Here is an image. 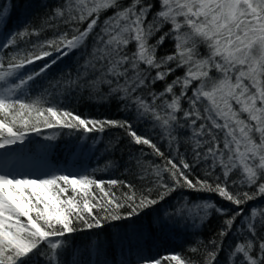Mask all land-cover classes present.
I'll return each mask as SVG.
<instances>
[{"label": "snow or ice", "instance_id": "1", "mask_svg": "<svg viewBox=\"0 0 264 264\" xmlns=\"http://www.w3.org/2000/svg\"><path fill=\"white\" fill-rule=\"evenodd\" d=\"M160 4V10L149 21L152 4L144 0H132L126 7H121L118 0H65L54 9L50 20L63 18L65 24H79L94 18L83 31L72 29L71 38L65 32L57 39L35 45L34 50L41 49L39 55L28 52L20 56L25 50L19 48L17 38L39 32L28 33L27 25L24 30L6 31L19 5L13 0H0V48L17 49L6 65L0 56V149L5 150L0 152V264H162L160 259L146 258L138 250L134 253V241L142 234L135 224L129 226L130 231L115 233L111 239L97 234L86 244H74L71 237L77 232L103 228L106 223L138 218L147 210L156 211V206L178 188L215 193L235 208L182 197V202L169 205L162 215L156 212L152 216L153 227H187L189 221L203 222L209 210L214 209L227 217L220 232L223 237L237 217H242L240 232L246 231L250 238L237 242L230 258L241 256L238 264H264V237L257 236L258 222L264 225V210L253 208L247 214L241 207L264 196V0H160ZM109 7L117 11L95 33V46L82 65L83 72L78 70L75 78L68 74L67 78L50 82L33 98L31 92L37 79L81 48L97 28L101 11ZM165 24L171 25L169 31L149 43ZM169 37L175 41V51L158 58V47ZM132 41L136 50L129 55L125 49ZM199 44L207 46V56L201 58ZM45 46L52 50H43ZM38 61L44 63L29 70ZM141 64L146 69H141ZM181 67L186 68L183 77L166 83L161 92L150 93L151 102L135 95L148 83L166 81ZM153 69L155 76H151ZM212 69L221 74L220 79L213 80L209 75ZM90 71H99V77L84 79ZM193 81H199L198 86L192 87ZM101 84L108 86V93L99 92ZM84 87L98 93L94 98L97 102L116 99L123 110L133 115L123 120L85 117L59 99ZM189 89L191 96L187 95ZM182 100L189 105L183 110L184 124L176 115L182 110ZM134 121L164 129L170 143L176 140L172 135L175 129L186 125L192 129L194 162L188 163L177 152L176 160L169 158L163 169L154 168L155 198L151 195L153 189L137 197L131 184L96 179L97 169L72 171L68 165H51L39 175L22 171L15 163L16 152L10 151L13 145H20L17 151H24L23 145L33 133L43 135L45 141L67 135L68 158L74 162L84 156L91 159L99 143L91 134L117 127L125 131L131 143L149 146L156 155L163 156L151 133L141 132ZM46 130L50 134H45ZM49 147L43 145L45 150ZM111 147L107 145L105 150ZM209 161L204 178H190L196 165ZM217 167L220 174L214 175ZM235 170L240 171L239 182L231 180ZM163 172L169 174L167 182ZM117 185L128 187L129 192L118 197L110 191ZM243 186H256V191L241 193L239 188ZM125 207L130 210L121 212ZM210 243L215 250L208 253L206 264H214L220 251L215 241ZM254 244L258 245L255 253ZM164 259L186 264L180 254Z\"/></svg>", "mask_w": 264, "mask_h": 264}, {"label": "trees", "instance_id": "2", "mask_svg": "<svg viewBox=\"0 0 264 264\" xmlns=\"http://www.w3.org/2000/svg\"><path fill=\"white\" fill-rule=\"evenodd\" d=\"M13 3L18 4L19 7L13 11L12 17L8 23V30H24L27 25V32L32 33L34 30L39 32V35H26L23 38H17L19 48L21 50L20 56H26L28 52L33 55H39L40 48L34 46L38 44H44L48 40L57 39L60 33L67 32L69 38H71L72 29L79 28L83 31L87 27V23L84 21L79 24L69 23L65 24L63 18L49 19L53 16L54 9L60 7L65 3V0H13ZM121 7H126L132 0H118ZM144 3H151L152 8L148 15V20L151 21L153 15H155L161 8L160 0H144ZM46 5V7H45ZM139 7V6H138ZM117 11L114 7H109L106 10L101 11L98 20V26L92 34L84 42L81 48L73 50V52L60 60L57 64L53 65L48 73L43 77H40L35 82L31 95L35 98L39 95L43 89L47 88L49 83L61 78L62 76L67 78L68 74H71L72 78H75L77 71L83 72L82 65L85 60L89 59L92 48L95 46V33L100 31V27L103 26L104 20L111 17ZM171 25L165 24L159 32H156L153 37L150 38L149 43H155L160 35L164 32L169 31ZM2 39V37H0ZM45 51H51L52 49L48 46L43 48ZM136 44L134 41L130 42L125 49V51L131 55L135 52ZM17 49L0 48V56L4 58L5 65L10 57L15 54ZM175 51V41L171 37L167 38L165 42L158 47L157 57H162L169 55ZM198 51L202 57L208 55L207 46L204 44L198 45ZM17 56V61L20 59ZM55 56V53H54ZM44 63V61H38L35 65H30L29 70L39 67ZM173 67L175 65H172ZM141 69H146V65L141 64ZM195 70V69H194ZM186 68L181 67L176 69L174 74L167 77L166 81H158L154 85L148 83L145 87L138 90L135 95H140L149 99V94L153 92L163 91L166 83H171L176 77H183ZM210 71V76L212 72ZM156 70H151V76H155ZM131 70L129 75H131ZM100 72H89L88 76L84 79L87 81H92L99 77ZM212 77V76H211ZM213 78V77H212ZM83 82V80H82ZM123 83V80H121ZM199 81H193L192 87L198 86ZM108 86L101 84L99 88L100 93H108ZM177 95H179V88L175 89ZM98 93L91 87H84L83 89H78L76 92L69 94L68 96H60L59 99L66 104L69 108L75 109L77 114H81L85 117H92L96 119H115L123 120L130 118L133 113L125 111L122 109L121 105L112 99L106 103L97 102L94 99ZM188 96L192 95L191 89H189ZM167 99H171V95L167 96ZM159 103V101L157 102ZM47 106V105H45ZM234 107H237L234 105ZM189 105L186 100L181 101V111L177 112V118L181 124H184L183 120V110H187ZM246 118V117H245ZM203 121H198V124ZM139 127L141 132L148 131L151 133L153 142L156 143L157 147L163 153V156L156 155L153 149L145 145H135L131 143V138L126 135L125 131L121 128L110 127L107 128L103 133H93V137L99 140L97 144V150L94 156L89 159L87 156L76 160L68 158V150L66 144L70 141V137L67 135H60L54 141H45L43 135L37 136L36 134H31L29 140L23 145L24 151H17L21 148L20 145H13L10 147V151L16 152L17 157L26 154L36 155L38 157H43L46 162L52 165H59L61 167L68 165L73 168H87L88 170L97 169L95 172V178L99 180L108 181L111 179H116L119 181H124L126 184H131L136 192L137 197L141 193H146L148 189H153L151 195L155 198L157 195V190L155 185V174L153 169L159 166L163 169L167 160L169 158L176 160L177 152L183 155L184 159L192 164L194 162L193 148L194 141L192 139V129L190 126H185L183 128L175 129L172 135L176 136V140L169 141L164 129L160 127L153 128V125L146 123L144 121H134ZM45 134H50L47 130ZM258 139V138H257ZM49 144L50 147L45 150L43 145ZM107 145H112L109 150H105ZM222 147V145H221ZM2 151H5L1 149ZM178 162V160H177ZM211 161L205 163L201 162L196 165L193 169L192 177L195 179L196 176L204 178L205 171L209 169ZM74 165V166H73ZM220 169L214 172V175H219ZM164 181H168L169 174L167 172L162 173ZM241 179V174L239 170H235L231 174V180L239 182ZM211 182V181H210ZM264 182V181H261ZM107 188V185H106ZM97 195H99L98 189H93ZM161 191L163 189H160ZM232 191V188L229 189ZM111 192L119 197L123 193L129 192V188L121 185L114 186L110 189ZM241 193L249 192L252 194L256 191V186L251 188L243 186L239 188ZM69 194H71L69 192ZM182 197H188L190 201H211L214 202L218 207H227L230 210L234 209L235 206L230 202L221 199L217 194L210 192H192L191 190H186L183 188H178L175 192L171 194L164 202L156 206V211L147 210L146 213H142L140 217H134L132 220H121L114 223H106L103 228L92 229L91 231H82L74 234L71 239L74 244H86L90 237L97 234L103 237H108L111 239L115 233L124 234L130 231L129 226L135 224L138 229L142 230L137 241L134 244L137 246L134 249L139 251L141 255L149 259H160L162 264H175L174 261L165 260L173 254H180L182 259L186 260V264H206V258L208 253L214 251L211 241H215L216 245L220 246L219 254L217 255L214 264H238L242 259L241 256L231 257L230 253L234 249L237 242H243L245 239L250 238V234L246 231L241 234L240 229L243 224V218L237 217L234 222L231 231L225 236H221V229L225 227L224 220L226 216H221L214 209H210V215H207L203 222L192 223L188 222L187 227L179 228H168L163 229L155 228L151 225L152 216L159 212L161 215L163 211L169 206L182 202ZM95 202V201H94ZM261 206V207H260ZM245 209L247 214H250L253 208H259L264 210V196L257 197L248 201L247 204L241 205ZM130 209L127 207L120 209L121 212H127ZM96 209H94V212ZM103 215L104 213H100ZM229 212V216L231 215ZM23 219V218H22ZM194 229V232H191ZM257 236L264 237V225L259 224L257 227ZM195 249V251L193 250ZM258 251V245L254 244L253 252ZM119 249H117V254ZM117 258L118 255H117ZM135 258V256L133 257Z\"/></svg>", "mask_w": 264, "mask_h": 264}, {"label": "rangeland", "instance_id": "3", "mask_svg": "<svg viewBox=\"0 0 264 264\" xmlns=\"http://www.w3.org/2000/svg\"><path fill=\"white\" fill-rule=\"evenodd\" d=\"M211 76L213 77V80H218L221 78V74L216 70L212 72ZM16 164L19 166L20 170L34 172L37 175L46 172L48 170L47 166L52 165L47 163L42 157H36L33 155H28L26 158H23L19 163ZM259 210L261 209L259 208ZM191 232H194V229Z\"/></svg>", "mask_w": 264, "mask_h": 264}, {"label": "bare ground", "instance_id": "4", "mask_svg": "<svg viewBox=\"0 0 264 264\" xmlns=\"http://www.w3.org/2000/svg\"><path fill=\"white\" fill-rule=\"evenodd\" d=\"M154 16V15H153ZM153 16H152V18H153ZM152 18H151V20H152Z\"/></svg>", "mask_w": 264, "mask_h": 264}]
</instances>
